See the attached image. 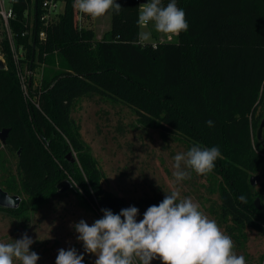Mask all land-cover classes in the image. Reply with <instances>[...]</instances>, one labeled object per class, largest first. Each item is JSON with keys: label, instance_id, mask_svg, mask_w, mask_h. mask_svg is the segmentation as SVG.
Masks as SVG:
<instances>
[{"label": "trees", "instance_id": "trees-1", "mask_svg": "<svg viewBox=\"0 0 264 264\" xmlns=\"http://www.w3.org/2000/svg\"><path fill=\"white\" fill-rule=\"evenodd\" d=\"M44 1L13 0L8 27L0 14L10 66L0 68V130L9 128L6 142L0 140V187L22 197L17 208L0 212L28 221L70 193L91 209L117 214L129 206L144 214L164 199H125L105 189L104 171L85 150L74 116L81 98L100 95L123 101L141 127L173 134L187 150L218 146L221 156L207 174L209 193L218 195L211 198L213 214L238 242L245 228L264 233V180L257 188L250 183L252 174L264 175V130L261 139L257 134L264 117V0H176L189 29L160 44L140 40L137 0H117L122 10L111 12L110 29L100 40L94 19L75 9L74 0H64L48 24L41 19ZM13 46L23 51L31 73L43 65L38 86L28 75V99L14 71ZM69 146L78 151L85 176L66 157ZM65 169L78 188L60 193Z\"/></svg>", "mask_w": 264, "mask_h": 264}, {"label": "rangeland", "instance_id": "rangeland-1", "mask_svg": "<svg viewBox=\"0 0 264 264\" xmlns=\"http://www.w3.org/2000/svg\"><path fill=\"white\" fill-rule=\"evenodd\" d=\"M64 4V0H58L57 13L63 11ZM5 5L8 7L10 3L6 2ZM101 18L100 21L108 20L106 15ZM109 21L111 26V11L109 12ZM4 23L8 27V22ZM101 30L102 26H98V35L100 36L102 35ZM2 32V27H0V61L2 62L0 68L10 70L1 43ZM140 32L151 34L150 39L143 41L144 43L160 44L178 38V35L165 36L155 32L151 24L147 27H140ZM13 57L16 77L21 83L26 99H28L27 81L30 65L25 60L23 51H18L15 46H13ZM42 73L43 65L37 64L35 72L31 73L35 86L40 84ZM74 116L82 125V140L85 150L97 159L104 171L106 179L104 187L109 193L130 199L132 196L136 198L145 194L165 195V192L172 190L173 157L177 153L187 151L183 142L177 137L175 138L173 134L169 133L164 136L156 128L141 127L127 104L108 96L95 95L81 98ZM69 152H72L75 163L82 175L85 176L78 151L69 146L67 153ZM11 159V161H15L14 157ZM65 172L67 177L64 180L68 179L74 184H78L66 169ZM252 175H260L258 183L254 186L257 188L264 180V175L261 172ZM207 176L209 175H197L195 172H191L190 178L182 181L177 187L182 197L193 198L200 205V209L210 219L215 220L226 234L224 226L217 220L210 207L213 200L211 198H218V195L216 192L209 193V187L212 184L209 182L210 180H207ZM76 187L78 188V186ZM257 198L260 201L259 196H254V204H256ZM59 200V198L52 199L50 203L35 212L28 221L25 219L27 217L18 220L0 212V242H11L12 239H20L23 234L27 233L34 241L30 250L40 256L37 264H55L58 250L61 248L67 250L70 247H75L78 253L84 254V264H94L96 257L84 253L82 243L76 239L78 234L71 225L81 219L91 225L96 219L102 218L103 212L95 205H92V209L87 207L72 193L68 197H64L58 204ZM56 204L59 206H55ZM55 207L57 208L54 210ZM136 219L139 222L143 219V214L139 213ZM239 237L241 242L231 237L235 245V253L243 255L246 264H264V233L245 228ZM153 264H160V262L153 261Z\"/></svg>", "mask_w": 264, "mask_h": 264}, {"label": "clouds", "instance_id": "clouds-1", "mask_svg": "<svg viewBox=\"0 0 264 264\" xmlns=\"http://www.w3.org/2000/svg\"><path fill=\"white\" fill-rule=\"evenodd\" d=\"M73 7L91 18H100L110 11L119 14L122 6L117 0H74ZM137 24L152 25L155 32L165 36L179 35L189 29L185 11L176 0L167 5L162 0H147L139 6ZM149 32H141L142 41L150 39ZM209 127L212 120L206 121ZM218 146L204 148L198 144L173 157V187L165 192L158 205H151L137 221L135 206L113 213L101 209L102 218L91 225L81 219L71 227L78 234L84 253L94 255V264H246L243 255L234 251L232 238L217 222L210 219L200 205L188 196H181L177 185L190 178V173L207 175L220 158ZM70 182V181H69ZM74 187L78 184L70 182ZM244 201L245 197H240ZM34 243L27 233L11 242H0V264H37L40 256L31 251ZM84 254L75 247L61 248L55 264H84Z\"/></svg>", "mask_w": 264, "mask_h": 264}, {"label": "water", "instance_id": "water-1", "mask_svg": "<svg viewBox=\"0 0 264 264\" xmlns=\"http://www.w3.org/2000/svg\"><path fill=\"white\" fill-rule=\"evenodd\" d=\"M37 5V3H36ZM34 59V52L32 53V59L31 62H33ZM30 73H31V69H30ZM31 82V77L29 78V83ZM263 130H264V117L261 120V123L258 127L257 130V134H258V138L261 139L262 138V134H263ZM9 132V128H4L0 131V140L2 143L6 142L7 139V135ZM18 153H20V150L18 151ZM70 161L74 162L75 159L73 157L72 152H69L66 156ZM260 179V175H252L250 177V183L251 185L254 187L258 181ZM70 180L66 179L61 181L60 183H58L57 185V190L58 192L62 193L65 192L67 190H69L70 188H72V184L69 182ZM22 197L19 194H10L7 191H5L3 188L0 187V207H5V208H17L20 203H21ZM257 208L261 209L262 205L260 204L259 198H257L256 202H255ZM264 211V209H263Z\"/></svg>", "mask_w": 264, "mask_h": 264}, {"label": "built area", "instance_id": "built-area-1", "mask_svg": "<svg viewBox=\"0 0 264 264\" xmlns=\"http://www.w3.org/2000/svg\"><path fill=\"white\" fill-rule=\"evenodd\" d=\"M13 0H0V14L3 17L5 21L8 22L9 18H12L13 16V10L11 8V3ZM139 4H143L146 2H143L141 0H137ZM9 2L10 6L6 7L5 3ZM43 9L44 13L41 16L42 21H44L46 24H48L55 16V14L58 11V0H45L43 2ZM40 37H45L44 32H40Z\"/></svg>", "mask_w": 264, "mask_h": 264}, {"label": "crops", "instance_id": "crops-1", "mask_svg": "<svg viewBox=\"0 0 264 264\" xmlns=\"http://www.w3.org/2000/svg\"><path fill=\"white\" fill-rule=\"evenodd\" d=\"M106 17L108 18V20H106L105 19V22L104 21H100V19H102L101 17L100 18H96L95 19V21H94V29H95V32H96V38L97 39H101L104 35H105V33L106 32H108L109 31V29H110V21H109V13L106 15ZM100 22H102V24H100ZM98 26H102V30H101V32H102V35L100 36V35H98Z\"/></svg>", "mask_w": 264, "mask_h": 264}, {"label": "bare ground", "instance_id": "bare-ground-1", "mask_svg": "<svg viewBox=\"0 0 264 264\" xmlns=\"http://www.w3.org/2000/svg\"><path fill=\"white\" fill-rule=\"evenodd\" d=\"M2 64V62L0 61V65Z\"/></svg>", "mask_w": 264, "mask_h": 264}]
</instances>
